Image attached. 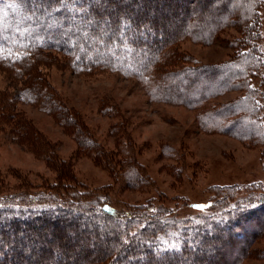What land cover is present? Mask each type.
<instances>
[{"label": "trees", "instance_id": "16d2710c", "mask_svg": "<svg viewBox=\"0 0 264 264\" xmlns=\"http://www.w3.org/2000/svg\"><path fill=\"white\" fill-rule=\"evenodd\" d=\"M120 2L131 4L129 12L111 11L113 6L123 8ZM136 2H140L139 8ZM257 3L0 0V65L17 68L15 77H21L23 68L29 67L30 81H24L16 94L2 95L0 125L9 123L20 131L28 128L13 112L14 106L39 101L38 107L55 115L76 138L79 152L111 166L117 182L129 189L150 186L131 147L119 146L120 158L115 161V154L91 138L78 116L61 112L54 97L43 92V79L35 69L39 61L34 60L51 61L46 53L51 50L61 54L73 73L103 70L132 77L151 101L201 109L197 118L204 129L226 131L224 124H239L243 128L237 135L255 144L262 140L260 109L247 79L253 78L255 68L263 63L257 48ZM140 8L141 13L135 11ZM100 13L107 17L101 18ZM227 27L239 34L228 44L234 53L227 61L176 67L174 62L180 58L170 49L177 40L189 37L209 44ZM231 90H239L240 95L205 109L208 99ZM47 152L60 169L59 181L49 186L48 194L30 196L37 205L15 207L0 201V264H242L248 258L264 260V247H255L264 240V193L259 189L251 190L259 191L258 195L245 199L235 195L237 186L216 188L217 198L208 203L209 213L195 218H176L169 210L149 206L128 213L107 211L95 194L79 192L80 185L68 170L62 175L65 164L56 160L53 149Z\"/></svg>", "mask_w": 264, "mask_h": 264}, {"label": "rangeland", "instance_id": "374dc122", "mask_svg": "<svg viewBox=\"0 0 264 264\" xmlns=\"http://www.w3.org/2000/svg\"><path fill=\"white\" fill-rule=\"evenodd\" d=\"M257 1V48L263 63L255 68L254 77L247 80L260 109L262 140L254 144L240 138L237 132L243 127L235 123L224 124L226 131L201 128L197 118L201 109L151 101L140 82L132 77L103 70L73 73L61 54L47 50L51 61L34 60L39 61L35 69L47 89L43 92L54 97L61 112L78 116L91 138L115 154V161L120 158L119 146L131 147L151 184L145 189L124 187L122 181L113 178L111 166L79 152L76 138L55 115L38 107L39 101L17 102L13 112L28 123V128L20 131L9 123L0 125V201H9L15 207L37 205L30 196L46 195L49 186L58 183L60 169L49 158L48 148L53 149L60 164H65L62 175L68 170L80 185L79 192L95 194L100 207L107 211L128 213L133 208L136 211V207L149 206L169 210L176 218H195L209 213L208 203L217 198L216 188L237 186L235 195L245 199L259 194L252 189L264 193V0ZM136 5L139 8L140 2ZM120 6L123 8L113 6L111 11L129 12L131 4ZM99 15L107 17L104 13ZM101 22L105 26L107 21ZM139 34L142 37V32ZM237 36L235 28L227 27L209 44L184 37L171 46L170 52L180 58L174 62L176 67L213 66L233 55L228 44ZM16 69L0 65V98L16 94L24 81L29 84V67L23 68L21 77L13 76ZM239 95V90L219 94L207 100L205 109L233 101ZM112 168L117 172L116 164ZM255 247H264V240ZM242 264H264V260L248 258Z\"/></svg>", "mask_w": 264, "mask_h": 264}]
</instances>
